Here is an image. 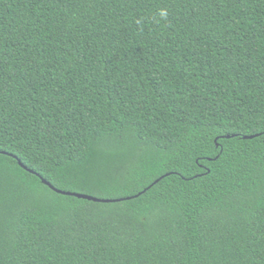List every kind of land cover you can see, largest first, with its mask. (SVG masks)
I'll return each instance as SVG.
<instances>
[{"label": "trees", "instance_id": "1", "mask_svg": "<svg viewBox=\"0 0 264 264\" xmlns=\"http://www.w3.org/2000/svg\"><path fill=\"white\" fill-rule=\"evenodd\" d=\"M0 264H264V0H0Z\"/></svg>", "mask_w": 264, "mask_h": 264}, {"label": "water", "instance_id": "2", "mask_svg": "<svg viewBox=\"0 0 264 264\" xmlns=\"http://www.w3.org/2000/svg\"><path fill=\"white\" fill-rule=\"evenodd\" d=\"M256 136H248V137H243L245 140L246 139H253L255 138ZM19 165L25 169L20 163ZM26 170V169H25ZM29 173H33L31 171H28ZM159 181V180H158ZM158 181H156L155 183H157ZM44 185H46L49 189H51L52 191H54L55 193L57 194H60V195H63V196H70V197H74V198H77V199H81V200H86V201H90V202H95V203H114V202H118V201H123V200H129L128 199H120V200H103V199H98V198H95V197H92V196H88V195H83V194H77V193H69V192H62V191H59L57 189H55L54 187H52L49 183H47L46 181H42ZM154 183V184H155ZM145 192V191H144ZM143 192V193H144ZM137 197V196H136Z\"/></svg>", "mask_w": 264, "mask_h": 264}]
</instances>
